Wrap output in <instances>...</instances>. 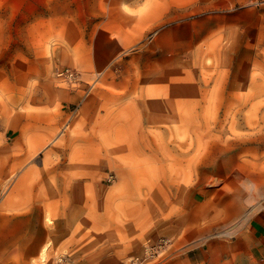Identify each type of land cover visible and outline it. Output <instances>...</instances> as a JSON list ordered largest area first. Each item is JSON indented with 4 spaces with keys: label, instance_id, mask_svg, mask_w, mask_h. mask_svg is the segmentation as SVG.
<instances>
[{
    "label": "rangeland",
    "instance_id": "374dc122",
    "mask_svg": "<svg viewBox=\"0 0 264 264\" xmlns=\"http://www.w3.org/2000/svg\"><path fill=\"white\" fill-rule=\"evenodd\" d=\"M42 1L0 0V128L53 135L38 262L264 264V0Z\"/></svg>",
    "mask_w": 264,
    "mask_h": 264
},
{
    "label": "crops",
    "instance_id": "0c3cea01",
    "mask_svg": "<svg viewBox=\"0 0 264 264\" xmlns=\"http://www.w3.org/2000/svg\"><path fill=\"white\" fill-rule=\"evenodd\" d=\"M60 1V0H59ZM44 20L56 22L57 0H43ZM71 1L65 0V10ZM21 121L17 130L0 128V264H41L40 254L47 241L44 186L35 165L42 166L44 158L36 156L53 142V135L44 125L26 126ZM10 181V182H9ZM255 237L262 235L264 224L248 226ZM201 251H190L187 264H199ZM36 262V263H35Z\"/></svg>",
    "mask_w": 264,
    "mask_h": 264
},
{
    "label": "built area",
    "instance_id": "2783aa9c",
    "mask_svg": "<svg viewBox=\"0 0 264 264\" xmlns=\"http://www.w3.org/2000/svg\"><path fill=\"white\" fill-rule=\"evenodd\" d=\"M56 76L60 81L73 83L78 78V73L77 71L71 69H65L57 71Z\"/></svg>",
    "mask_w": 264,
    "mask_h": 264
}]
</instances>
